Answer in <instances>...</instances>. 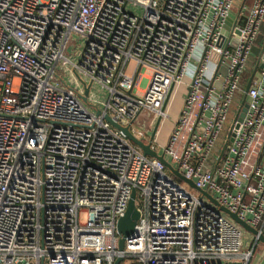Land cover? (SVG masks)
Segmentation results:
<instances>
[{"label": "built area", "instance_id": "2783aa9c", "mask_svg": "<svg viewBox=\"0 0 264 264\" xmlns=\"http://www.w3.org/2000/svg\"><path fill=\"white\" fill-rule=\"evenodd\" d=\"M72 37L77 63L65 54ZM61 62L71 87L56 75ZM113 124L262 232L264 0H0V264H248L245 230ZM133 192L139 217L120 251Z\"/></svg>", "mask_w": 264, "mask_h": 264}, {"label": "water", "instance_id": "95a60500", "mask_svg": "<svg viewBox=\"0 0 264 264\" xmlns=\"http://www.w3.org/2000/svg\"><path fill=\"white\" fill-rule=\"evenodd\" d=\"M233 15H230V18H232ZM228 25V22H227ZM262 65H258L256 64V66L254 67L250 78L245 86L244 89V95H243V99L241 101L240 107L238 109V112L236 114V117L233 121V123L235 122H241L242 118L244 117V113L246 110L247 105L245 104V99H246V94L249 90L251 81L253 79V77L255 76V73L257 71V69H261ZM221 73L224 75L225 74V70H221ZM89 90H90V85H87L84 89V94L83 96H81V100L88 105L87 102V97L89 95ZM108 119V118H107ZM109 121V119H108ZM114 127L118 128L119 130H121L125 136L132 142L134 143L136 146H138L144 156H148L150 158H154L157 159L174 177H176L178 180L186 183L189 188L197 191L198 193H200L202 196L206 197L208 200H210L214 205H216L218 207L219 210L223 211L224 213L228 214L236 223H238L246 232L250 233L252 236H254L255 238V242L261 243L262 245H264V230L262 232H258L257 230L251 228L250 226H248L246 223H244L243 221L239 220L237 218V216L235 214H231L229 213L226 209L222 208L221 206H219L217 204V202L206 192L197 189L194 185V183L191 180L185 179L176 169H174L165 159L162 155H158L155 151L150 149V146L148 144H144L142 141L137 140L136 138H134L132 136V134L129 132L127 127H121L117 124H113ZM138 212L136 211L135 207H134V192L131 195V199L128 203V207L127 210L124 214L123 217H121L118 222H117V232L121 235V238L119 240V244H118V249L120 251L123 250L124 247V240L125 238H128L130 236L133 235L134 232V227L136 225V221L138 220ZM119 262H121V259L116 260L115 264H118Z\"/></svg>", "mask_w": 264, "mask_h": 264}, {"label": "rangeland", "instance_id": "374dc122", "mask_svg": "<svg viewBox=\"0 0 264 264\" xmlns=\"http://www.w3.org/2000/svg\"><path fill=\"white\" fill-rule=\"evenodd\" d=\"M246 5H250V0H248L246 2ZM262 38L263 37L259 38L257 40V42L255 43V46H254L253 51L251 53V61L252 62L257 59V57H258V55L260 53V49H261L260 44L262 42ZM81 45H82V42L78 38L72 37L70 39L69 43L67 44V48L65 50V54L67 56L66 58L69 60L70 63H77V61H78L77 53L81 50ZM67 65H68V67H66L63 64V62L59 63L58 67H57V74L56 75L59 76L58 78L60 80H62L68 87H71V86H69L67 84V81L70 79L69 78V76H70V73H69L70 64H67ZM131 67H132V61H129L127 66H126L125 72L129 73L130 70H131ZM245 78H246V83L244 85V89H245V86H246V84H247V82L249 80V75L246 74ZM140 82H141V84L139 85V87L143 88L145 86V83H142L141 79L139 80V83ZM60 84L63 85L62 82H60ZM184 86L180 87V89L178 91V94H177V91L175 92V95H174L172 103H171V108H170V109H172V111H169L170 119H168L164 123L165 126L162 125L163 127L160 129V138L158 139V144L162 145V147L167 144L169 136H170V133H171L176 121H177V118H178V116L180 114V111H181V108L183 106V103H184V100H185V94L187 92V87L186 86L184 87ZM96 90H97V94H99V95H97V98H98V100L101 101V98L105 95V92L103 90H99L97 86H92V89H91L92 93L95 92ZM176 95H177V97H176ZM243 95H244V93H243ZM243 95H238L237 96V99L240 100V103H241V101L243 99ZM237 105H238V102L236 100L235 103H234V107L231 110V115H229L226 123L223 126V129H222V131L220 133V136H219V138L217 140V145L213 149V156H211L212 160H214V158L219 156L220 153H221L222 147H223L224 142H225V140L227 138V135L229 133V129H230V126H231V123H232V120H231L232 117L231 116L233 115V112L235 111ZM176 110H177V115L174 118L175 120H173V115L176 114ZM145 121L148 122L147 117H146ZM167 135H168V138H167ZM246 201H247V199H246ZM237 225L239 226V224H237ZM244 233L247 234L248 232L245 231ZM248 235H251V234L248 233ZM246 242H247V240H246ZM246 242H245V244H246Z\"/></svg>", "mask_w": 264, "mask_h": 264}, {"label": "crops", "instance_id": "0c3cea01", "mask_svg": "<svg viewBox=\"0 0 264 264\" xmlns=\"http://www.w3.org/2000/svg\"><path fill=\"white\" fill-rule=\"evenodd\" d=\"M179 89L180 88L177 89V94H178ZM176 97H177V95H176ZM170 108H171V105H170ZM170 108H169V111H172V109H170ZM176 115H177V110H176V114L173 115V120H175L174 118H175ZM168 119H170V115H169ZM165 122H163L162 125H164ZM162 127L163 126H161V128ZM159 138H160V130H159V133H158L157 143H158V139ZM167 138H168V135H167ZM158 146H159V148L162 147V145H160V144H158ZM246 240H247V242H246ZM245 242H246V244H245ZM243 243H244V248H248L250 251H252V254H251V257L249 259L248 264H264V245H262L261 243L255 242L254 236L248 235V233L244 234Z\"/></svg>", "mask_w": 264, "mask_h": 264}, {"label": "trees", "instance_id": "16d2710c", "mask_svg": "<svg viewBox=\"0 0 264 264\" xmlns=\"http://www.w3.org/2000/svg\"><path fill=\"white\" fill-rule=\"evenodd\" d=\"M242 1L246 3L248 0H240V2H242ZM250 2H251V0H250Z\"/></svg>", "mask_w": 264, "mask_h": 264}]
</instances>
